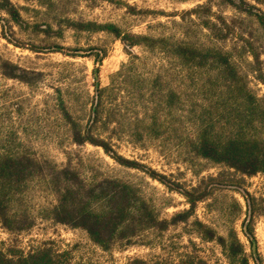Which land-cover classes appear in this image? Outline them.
I'll return each instance as SVG.
<instances>
[{
  "label": "rangeland",
  "instance_id": "1",
  "mask_svg": "<svg viewBox=\"0 0 264 264\" xmlns=\"http://www.w3.org/2000/svg\"><path fill=\"white\" fill-rule=\"evenodd\" d=\"M10 1L19 9L24 24L17 26L0 10V18L8 20L6 29L0 23V153L27 155L41 169L25 180L10 203L11 213L31 225L10 232L0 220V249L19 254L48 243L65 252L69 264H130L136 258L151 263L176 262L187 257L229 264L217 241H206L199 234L194 224L197 219L223 237L234 229L251 254V243L244 234L247 206L235 190L212 184L210 196L197 203L187 221L170 222L165 229L147 228L102 249L85 230L50 217L58 196L49 179L53 170L68 166L88 184L104 178L122 180L136 189L159 220L170 221L174 214L189 208L178 189H188L219 173L240 177L226 166L196 156L189 145L196 119L204 110L215 117L219 132L228 129L223 125L227 120L224 114L232 100L226 99L216 71L183 66L160 49L135 46L128 53L111 33L82 30L75 24L112 23L123 32L226 51L241 83L258 100L261 120L252 131L264 138V31L257 20L222 0ZM247 1L264 13V0ZM52 46L63 50H43ZM93 47L105 52L98 76L100 85L108 88L103 113L110 118L99 122L94 134L124 158L163 175L167 184L119 164L99 146L78 145L72 140L62 109L86 126L94 94L96 64L94 54H89ZM8 64L16 66L21 75L27 71L31 82L8 76ZM156 76L161 86L151 88L149 80ZM163 87L179 94L177 109L163 108ZM153 109L164 121L161 136L133 142L127 132L129 122L137 115L147 117ZM243 185L258 200L252 226L255 249L264 264V174L245 176Z\"/></svg>",
  "mask_w": 264,
  "mask_h": 264
},
{
  "label": "trees",
  "instance_id": "2",
  "mask_svg": "<svg viewBox=\"0 0 264 264\" xmlns=\"http://www.w3.org/2000/svg\"><path fill=\"white\" fill-rule=\"evenodd\" d=\"M236 9L253 16L264 31V13L247 0H222ZM259 1V0H254ZM0 10L4 11L9 20L21 27L24 21L19 9L10 0H0ZM0 23L6 29L8 20L0 18ZM78 29L89 31H106L118 38L125 50L131 53L135 46L150 49H160L174 58L179 64L186 67L211 68L216 71L225 86L226 99L232 101L225 110L227 118L223 125L228 129L219 132L215 117L204 110L196 119V129L189 145L192 153L214 164L232 169L240 177H224V173L208 176L197 185L178 191L186 198L189 208L172 216L171 220H159L146 201L138 195L134 187L122 180L104 178L98 182L85 183L79 174L65 166L50 173L49 183L58 196L57 204L50 211V217L62 224L86 231L89 238L102 249L123 240L147 228L160 227L165 229L170 222H185L194 213L197 203L205 201L212 193L208 189L212 184L217 188H228L237 191L244 198L247 206V223L244 234L251 243V254L246 252L234 229L227 237L218 235L213 228L195 220L199 234L206 241H217L221 246L229 264H263L262 257L255 249L252 221L255 216V204L258 201L244 187V177L257 173L264 174V138L252 130L260 123L261 110L257 98L246 90L241 83L240 73L231 61L229 53L215 47H198L184 41L168 38H156L148 35L123 32L112 23L98 24L84 22L75 24ZM12 41L9 35H4ZM42 49V48H40ZM48 52H60V46H52ZM75 55V53H72ZM89 54H94L93 70L94 94L91 103L90 115L85 127L75 121L68 111L63 108L62 114L71 128L72 140L78 145L90 143L101 147L104 152L119 164L137 168L146 172L151 178L167 184L166 178L152 169L124 158L116 153L104 139L97 137L93 129L99 122L110 119L103 113V96L107 87L99 83L98 65L105 56L104 50L93 47ZM8 76L31 82L28 72L17 73V67L8 64ZM151 88L161 86L159 76L149 80ZM163 108L177 109L180 106V96L171 87L162 88ZM158 105V103H156ZM220 122V121H219ZM164 121L156 109L147 117L135 116L128 124V136L133 142L145 138L161 136ZM37 169H41L35 159L27 155H11L0 153V220L4 228L10 232L23 230L31 225L25 224L15 213H11L10 203L14 195L19 192L25 180ZM209 185V186H207ZM211 188V187H210ZM236 206L238 204L236 203ZM10 252V251H9ZM65 252L54 250L48 243L30 249L26 253H6L0 249V264H69ZM130 264H208L201 258L187 257L176 262H148L143 259H133Z\"/></svg>",
  "mask_w": 264,
  "mask_h": 264
}]
</instances>
